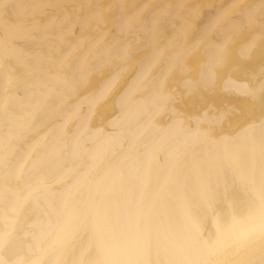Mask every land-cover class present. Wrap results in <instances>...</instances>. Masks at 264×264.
I'll return each instance as SVG.
<instances>
[{"label": "bare ground", "instance_id": "6f19581e", "mask_svg": "<svg viewBox=\"0 0 264 264\" xmlns=\"http://www.w3.org/2000/svg\"><path fill=\"white\" fill-rule=\"evenodd\" d=\"M262 50L264 0H0V264H264Z\"/></svg>", "mask_w": 264, "mask_h": 264}, {"label": "snow or ice", "instance_id": "6c2138e0", "mask_svg": "<svg viewBox=\"0 0 264 264\" xmlns=\"http://www.w3.org/2000/svg\"><path fill=\"white\" fill-rule=\"evenodd\" d=\"M250 47H254V44ZM261 58H264V50L260 52ZM260 94L261 97L264 98V85L261 86L260 88ZM258 230L259 235L264 238V210L261 211L260 219L258 224L252 225L249 229L245 230L242 232L239 236L238 239L244 240L253 235L256 231Z\"/></svg>", "mask_w": 264, "mask_h": 264}]
</instances>
